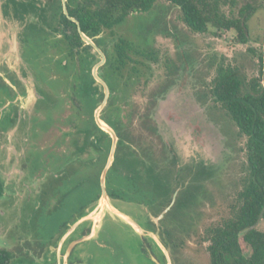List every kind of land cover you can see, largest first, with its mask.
<instances>
[{
    "label": "rangeland",
    "instance_id": "1",
    "mask_svg": "<svg viewBox=\"0 0 264 264\" xmlns=\"http://www.w3.org/2000/svg\"><path fill=\"white\" fill-rule=\"evenodd\" d=\"M245 3L255 7L248 20L249 40L245 44L234 40L235 33L232 30L218 33L209 27L204 33L192 31L182 21L179 8L166 0H157L147 12H132L118 26L112 30L105 29L98 35L110 52L117 37H124L133 47L130 56L137 60L130 63L137 66L138 79L128 85L132 87L127 93L128 100L119 98L116 106H119V102L121 106L114 108L122 130L130 131L137 139L141 137L153 150L164 146L169 151L170 160L174 159V166L178 168L203 162V171L210 169L203 178L205 192L200 194L194 205L199 214L194 233L178 253L182 264H209L206 246L210 231L235 213L236 195L247 172L246 137L239 132L220 103L215 102L210 95L212 80L219 66L236 68L247 81L260 77L259 57L264 53V0H235L233 6L226 5L222 8L228 13L233 11L236 14ZM91 52L98 59L96 51ZM61 57V53L56 52L41 60L46 76L44 86L53 100L44 111L45 118H41L43 122L45 120L44 125H32L34 130L29 154L38 160V149H41L45 166L39 168L37 161L33 169L30 163V178L24 182V185L28 183L25 186L28 188L33 186L35 179H39L38 183L44 181L43 189L41 194L32 199V204L23 208L16 205L13 192L4 189V196L0 198V247L9 246L10 240L16 241L21 235H24V240L26 236L28 240L34 237L41 242L56 235L76 209L80 198L77 191L69 185H63L61 174L64 170L71 173L72 165H76L84 176L89 175L93 180L105 161V139L101 138L100 142L94 140L96 145H92L87 138L91 133L81 126V120L74 112L67 90L68 71L60 66ZM121 85L122 80L117 87ZM163 87H166V91L162 94L159 91ZM154 93L158 95L157 98L153 96ZM33 107L31 102L28 107L31 108L30 112H33ZM148 109L152 111L148 122L155 125L156 133L148 131L141 118V114ZM4 137L1 134L2 160L9 154L10 146ZM77 155L78 162L75 161ZM27 164L30 166L29 161ZM5 166L7 169L8 164ZM172 166L170 163L169 167ZM127 169L126 164L119 161L116 171L125 172ZM179 176L183 179L182 170ZM66 179L70 180L71 177ZM177 185L178 181H173L160 193L167 194L165 199L171 198ZM50 191L52 192L49 193ZM32 192L34 193V189ZM182 192L185 194V191L178 190L175 198H180L178 194ZM184 196L182 195L183 198ZM56 201V206L61 208L56 207L53 211ZM135 207L138 206L129 204L126 208L134 214L138 211ZM255 227L264 230V218ZM110 230L115 232L120 249L123 250L126 246L135 248L129 230L108 219L102 229L103 237L108 236L107 231ZM22 243L26 244L27 241ZM29 249H14V259L9 264H19L28 256H35L34 262L28 264H42L39 263L43 259L41 250L34 242ZM87 249L95 253L91 264H118L114 262V258H110L107 250H96L92 243H88Z\"/></svg>",
    "mask_w": 264,
    "mask_h": 264
},
{
    "label": "flooded vegetation",
    "instance_id": "2",
    "mask_svg": "<svg viewBox=\"0 0 264 264\" xmlns=\"http://www.w3.org/2000/svg\"><path fill=\"white\" fill-rule=\"evenodd\" d=\"M70 1L65 0L66 8L75 6L70 5ZM82 1L84 0H74L75 4ZM59 11L64 14L63 0H0V26H2V35L0 36V136L4 134V138L10 144L9 154L4 160L0 158L2 160V164H0V198L4 196V189H10L16 198V205L21 208L28 207L32 199L41 194L42 185H44V181L38 183L39 179H35L36 182H33V188L30 186L26 188L25 186L28 183L24 185V182L30 178V175H28V173L31 174L30 163H32L33 169L37 161L39 162V168L45 166L41 149H38V160H35L31 153L29 154L32 148L31 134H33V127L44 125L45 120L43 122L41 118L44 117L45 109H48L53 100V97L44 86L46 76L44 75V67H41V60L46 55H54L59 52L62 55L59 60L60 66L68 73L70 72L66 53L67 45L59 32L61 28L57 15ZM99 34L92 37V39L95 43V38L100 40V45L97 43L96 45L105 54L104 62L97 68V73L100 76V72L110 70L107 60L111 52L101 42ZM91 51H93V48ZM99 60L100 55L93 65ZM93 65H91V76ZM72 74L71 71L68 77L71 78ZM125 75L124 72L122 83L125 82ZM101 78L108 85L110 95L108 97L111 100L114 99L112 106L108 108L109 105H105L101 113L107 111L108 108L107 112L111 119L117 117L119 120L114 108L121 106L120 102L119 106H116L119 98L128 100L127 93L132 87L122 84L121 87L112 90L108 82L103 77ZM67 90H69L68 93L71 92L69 85ZM116 90L120 91L118 96ZM92 91L96 96L102 94L99 105L104 98L102 85L96 81L95 89H92ZM165 91L166 87H163L159 92L163 94ZM153 96L158 97L155 93ZM31 97L32 99H30ZM31 102L34 104L33 112H30L31 108H28L31 106ZM76 115L79 118L77 113ZM151 115L152 111L150 117ZM140 122L143 124L141 119ZM151 126L155 127L152 124ZM146 129L150 132H157L156 127L155 130ZM121 133L125 137L132 134L130 131H123L122 127ZM91 137L93 139L92 135H87L90 140ZM140 141L141 144H139L137 152L127 147L120 149L118 152L119 159L111 174L110 182L108 186L106 185L109 204L138 224L140 231L120 215L111 212L107 205L100 213V174L102 169L99 173L100 194L96 198L95 179L92 180L89 175L84 176L79 167L72 165V172L64 170L61 176H63V185H69L80 196L76 209L71 212L68 220L61 225L58 233L49 237L48 240L41 242L34 237L28 240L25 236L26 246L22 243L25 241L23 239L24 235H21V238L16 239V241L12 242L10 240L9 246L0 247V249L6 250L10 254L8 264L14 259V249L21 247L23 251L24 249L30 250L29 246L32 242L41 250L43 259L41 258L42 262L39 261V263L42 264H91L90 262L95 253L87 249L88 243H92L96 250H107L110 258H114V262L118 264H168L164 251L150 234H154L164 245L171 264H182L178 258V253L184 242L194 233V226L198 222L199 214L193 212L192 208L194 209L196 199H199L200 194L202 195L205 192L206 184L203 178H205L204 174L209 172L210 169L203 171V162H195L178 168L174 166V159L170 160L169 151L164 149V146L158 150H153L142 138ZM1 148L2 145H0ZM77 157L79 155L74 160L78 162ZM28 161L30 166H27ZM119 161L124 162V165L126 164L127 171H116ZM170 163L173 164L172 167H169ZM7 164L8 168L5 169ZM180 169L183 173V179L179 176ZM68 176L71 177L70 180L66 179ZM173 181H178V185L174 188V195L178 190L185 191V194L182 192L178 194L180 198H175L173 195L171 198L165 199L167 194H161L160 191L168 188ZM54 187H52L53 192ZM107 188L112 194L108 193ZM32 189H34V193L37 191L36 194L32 192ZM32 194L34 195L31 197ZM182 195H185L184 198ZM56 203L57 201L53 204V211L57 207ZM129 204L137 205L138 207H135V209L138 208V211L134 214L130 213L131 210L126 208ZM124 206L126 207L123 208ZM175 206L181 207L176 209L175 213L166 215ZM57 208L60 209L61 206ZM108 219L129 230L128 233L133 238L136 249L130 246H126L127 248H123V250L120 249L118 241L115 239L116 234L112 230L107 231L108 236L103 237L102 229L104 222ZM176 242L181 244L176 245ZM28 257L22 259L27 264L31 262L29 260L31 256ZM34 257H31L33 261Z\"/></svg>",
    "mask_w": 264,
    "mask_h": 264
},
{
    "label": "trees",
    "instance_id": "3",
    "mask_svg": "<svg viewBox=\"0 0 264 264\" xmlns=\"http://www.w3.org/2000/svg\"><path fill=\"white\" fill-rule=\"evenodd\" d=\"M156 1L84 0L75 4L74 0H71L70 5L75 6H68L67 10L71 16L78 20L82 31L92 38L103 29L112 30L132 12L149 11ZM166 1L179 8L182 21L192 31L204 33L209 30V27L214 28L218 33L232 30L237 43L245 44L249 40L248 20L255 11V7L249 3L242 5L234 14L233 11L226 12L222 6H233L235 0ZM57 15L58 23L61 26L59 32L67 45L66 53L70 72L73 73L72 77L67 79L71 88L69 99L74 106L75 114L77 113L81 120V126L89 130L91 133L89 135L93 136L91 144L96 145L94 140L100 142L101 138L105 139V156L107 157L111 143L110 135L99 128L93 118V110L102 98V94L96 96L92 91L95 89L96 81L91 76V65L97 60V57L92 54V47L81 39L76 23L68 19L61 11ZM94 40L100 45L99 39L95 38ZM131 51H133L131 43L124 37L118 36L107 60L110 70L103 72L104 74L99 73L112 90L117 88L124 72L126 73L125 82L122 84L132 85L134 80L138 79L137 66L135 63L130 65L132 60L137 62L130 56ZM259 60V78L247 81L236 68L219 66L210 88L213 100L220 103L239 132L246 137L247 172L241 180L242 187L236 195L235 213L221 224L212 227L210 231L209 243L206 246L209 264H264V230L255 227L258 221L264 218V53L259 57ZM74 69L75 71H73ZM115 92L118 96L119 91ZM109 97L106 103V106L109 105L108 108L114 101ZM86 111L87 114H85ZM107 111L102 112L100 117L115 130L118 136L114 159L106 174V185L108 186L113 169L119 159L120 149L127 147L137 152L141 138L136 139L132 134L128 137L123 136L120 121L117 117L111 119ZM150 113L151 110L148 109L144 114H141V118L147 128L155 130L154 126L148 124ZM104 163L105 161L95 176L96 198L100 194L99 173ZM107 191L112 194L109 188ZM180 207H173L166 215L175 213L176 209ZM192 211L196 212L193 208ZM180 244L176 242V245ZM9 258V252L0 249V264H8Z\"/></svg>",
    "mask_w": 264,
    "mask_h": 264
},
{
    "label": "water",
    "instance_id": "4",
    "mask_svg": "<svg viewBox=\"0 0 264 264\" xmlns=\"http://www.w3.org/2000/svg\"><path fill=\"white\" fill-rule=\"evenodd\" d=\"M63 12L64 14L72 21H74L77 25V31L81 37V39L86 43L89 44L93 50H95L99 55H100V60L95 63L92 67V76L93 78L102 85L103 89H104V98L101 101V103L95 108L93 116H94V120L96 122V125L101 128L103 131L107 132L110 137H111V144H110V148H109V152H108V156L105 162V165L102 168L101 174H100V186H101V197H100V202H99V206L101 208L100 213L102 212L103 208L105 205L108 206L109 210L113 213H116L118 215H120L121 217H123L124 219H126V221L130 222L131 224L134 225V227L140 231V227L138 226V224H136L135 222H133L127 215H125L124 213H122L121 211L112 208V206L109 204V200H108V194L106 192V174L108 169L110 168L113 159H114V154H115V150H116V146H117V142H118V136L115 132V130L108 124L106 123L104 120L101 119L100 117V113L101 110L104 108V106L107 103L108 100V96H109V90H108V85L107 83L98 75L97 73V68L104 62L105 60V54L103 53V51L96 45V43L93 41V39L89 36H87L82 29L80 28V24L78 22V20L73 17L70 16L68 14L67 8H66V4H65V0H63ZM84 219V218H83ZM152 235V237L154 238V240L158 243V245L162 248V250L164 251L165 255H166V259L168 264H171L170 261V257L169 254L167 252V250L165 249L164 245L160 242V240L154 235V234H150Z\"/></svg>",
    "mask_w": 264,
    "mask_h": 264
},
{
    "label": "crops",
    "instance_id": "5",
    "mask_svg": "<svg viewBox=\"0 0 264 264\" xmlns=\"http://www.w3.org/2000/svg\"><path fill=\"white\" fill-rule=\"evenodd\" d=\"M31 262H34L31 258L29 259ZM19 264H25V262L23 260L20 261Z\"/></svg>",
    "mask_w": 264,
    "mask_h": 264
}]
</instances>
